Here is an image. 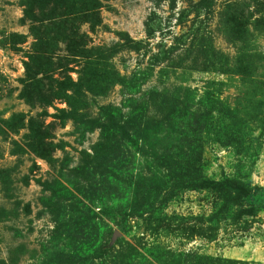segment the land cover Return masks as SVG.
I'll use <instances>...</instances> for the list:
<instances>
[{"label": "rangeland", "instance_id": "obj_1", "mask_svg": "<svg viewBox=\"0 0 264 264\" xmlns=\"http://www.w3.org/2000/svg\"><path fill=\"white\" fill-rule=\"evenodd\" d=\"M0 264H264V0H0Z\"/></svg>", "mask_w": 264, "mask_h": 264}, {"label": "trees", "instance_id": "obj_2", "mask_svg": "<svg viewBox=\"0 0 264 264\" xmlns=\"http://www.w3.org/2000/svg\"><path fill=\"white\" fill-rule=\"evenodd\" d=\"M205 127H206V121H202L201 129L204 130ZM203 186H207V187H212V186L220 187L219 184H211V183H209V182L204 183Z\"/></svg>", "mask_w": 264, "mask_h": 264}]
</instances>
